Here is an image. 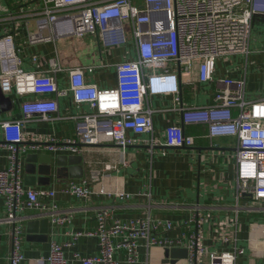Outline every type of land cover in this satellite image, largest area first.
Instances as JSON below:
<instances>
[{"label":"built area","instance_id":"obj_1","mask_svg":"<svg viewBox=\"0 0 264 264\" xmlns=\"http://www.w3.org/2000/svg\"><path fill=\"white\" fill-rule=\"evenodd\" d=\"M17 15H10L11 27L0 35V98L12 93L23 98L21 119L0 120V149L7 152V165L0 169V226H8L9 264H25L24 230L21 214L37 210L53 228L68 227L73 211H62L55 201L56 191L24 185L22 158L29 154L82 156L92 147L111 144L122 152L132 146L184 148L194 146V139L184 134L183 126L202 124L208 138L232 137L235 146L236 204L233 216L210 222L209 213H199L196 206L183 224L186 240H168L162 235L179 225L147 214L120 220L112 210L95 212V228L90 232H67L69 240L51 241L49 254L29 264H68L65 250L86 237H95L98 252L92 256L73 253L77 264H126L139 262V248L166 249L183 247L188 264H237L243 249L237 246L238 215L242 210L264 213V98L248 100L244 78L220 80L212 103L194 106L182 101L184 88L195 90L197 83L214 81L216 62L231 56L249 57L253 20L264 17V0H12ZM20 5V6H19ZM27 6H29L27 8ZM7 12L5 7H0ZM27 8V9H26ZM24 18L27 36L22 45L14 42L18 20ZM32 23L35 28L31 30ZM94 42L91 63L65 66L58 59L37 54L25 56L24 45L63 40ZM128 47L134 58H128ZM123 49L121 59L113 64L114 51ZM25 58L31 70H25ZM252 63V62H251ZM114 66L116 86L98 88L86 80L88 70ZM64 73L66 84L57 75ZM154 97H171L179 124L163 131L164 143L153 138L152 114L166 109L150 108ZM58 98L70 105L89 107L90 112L59 116ZM72 120L71 137L56 138L25 130L29 123ZM133 134L134 137H130ZM52 175H56L55 171ZM50 176V177H51ZM56 178V176H55ZM59 192L77 200L90 201L95 195L118 201L133 200L123 190H94L86 179H60ZM143 194L142 196H144ZM245 199L248 205L239 202ZM212 228V241L230 250H209L205 225ZM191 227L193 228L191 230ZM184 234V233H183ZM264 248V240L261 243ZM264 251H254L253 256ZM250 264H255L251 262Z\"/></svg>","mask_w":264,"mask_h":264},{"label":"crops","instance_id":"obj_2","mask_svg":"<svg viewBox=\"0 0 264 264\" xmlns=\"http://www.w3.org/2000/svg\"><path fill=\"white\" fill-rule=\"evenodd\" d=\"M0 35L5 28L11 27L10 15H17V8L12 0H0ZM20 6V5H19ZM29 6H27L28 8ZM26 8V9H27ZM1 9V8H0ZM14 42L17 46L23 44L27 36L24 18L18 20ZM35 28L32 23L31 30ZM94 43L89 39L81 43L57 41L35 45H24L23 54H37L46 59H58L63 65L70 66L81 63L88 65V58L93 51ZM115 50L114 58H105L104 62L113 64L119 61L123 53ZM249 57L243 55L231 56L228 59H219L216 62L214 81L211 83H197L195 90L182 89L181 97L185 104L207 106L212 103L216 91L221 89L220 80L225 78H244L246 82V97L248 100L264 98V17L253 20L249 41ZM128 58L133 59L134 53L128 47ZM250 55L252 57L250 58ZM252 62V63H251ZM25 70L31 66L25 58ZM86 80L98 88H114L116 86V72L114 66L102 69L88 70ZM60 85L66 84L65 74L57 75ZM23 98L12 93L5 100L0 98V120L21 119L20 111ZM8 105L7 111L2 108ZM59 116H68L79 112H90L88 106L79 108L70 105L67 98H58ZM150 108L153 110L166 109V112L152 114L153 134H145L140 139L149 142L153 138L164 143L163 131L167 126L179 124V113L173 110L171 97H154ZM25 130L41 135H51L56 138L71 137L74 134L75 123L72 120H60L50 123L38 122L25 125ZM184 134L194 139V146L184 148H166L159 146L152 149L147 145L132 146L123 152L111 144L92 147L81 157L82 177L89 181L94 190L100 186L105 190H123L133 196L130 201H118L114 198L95 195L90 201L77 200L59 192L61 180L50 177L48 186L41 184L34 187L55 189L57 202L62 211H75L70 226L53 228L48 223V233L45 240H36L28 237L26 225L30 221L43 219L42 213L37 210H26L21 214L24 240L23 253L25 264L40 257L46 258L49 254L51 241L63 243L70 238L67 232H90L95 228V212L99 208L112 210L114 218L128 220L140 218L147 214L161 220H169L179 225L178 228L164 233L168 240H186L188 232L183 230L182 224L191 217L194 208L198 206L199 213L211 215L210 222L221 220L226 216H233V207L236 204V177H235V146L236 140L232 137H215L209 139L207 127L202 124L183 126ZM130 137H134L129 133ZM23 167L26 158H22ZM7 165V152L0 149V169ZM69 178V177H68ZM71 179V178H70ZM74 179V180H80ZM145 194L144 196H142ZM243 199L239 203L243 204ZM243 206V205H242ZM4 216L0 210V218ZM193 228L191 227V230ZM212 228L205 225L209 250H230L229 247L215 244L212 241ZM8 226H0V264H9L10 238ZM184 233V234H183ZM237 246L243 249L244 254L239 256L237 264H264L262 255L253 256L254 251L263 252L261 243L264 240V213L247 212L242 210L238 215ZM37 235V234H35ZM172 251L178 256L171 257ZM92 256L98 252V241L95 237L79 239L75 245L65 250L68 264L73 262V253ZM139 262L137 264H188L187 251L183 247L161 249L154 247L149 251L139 248ZM119 264H126L119 258Z\"/></svg>","mask_w":264,"mask_h":264},{"label":"water","instance_id":"obj_3","mask_svg":"<svg viewBox=\"0 0 264 264\" xmlns=\"http://www.w3.org/2000/svg\"><path fill=\"white\" fill-rule=\"evenodd\" d=\"M8 105L2 110L5 112ZM81 157L77 156H57L45 154H29L26 156V165L24 168V185L34 188L38 185L48 186L50 176L55 171L56 177L59 179L71 178L80 179L82 177V167L80 165ZM26 233L28 237L36 240H45L48 233V220L41 219L30 221L26 225ZM37 234V235H35ZM178 256L177 252L172 251L171 257Z\"/></svg>","mask_w":264,"mask_h":264},{"label":"rangeland","instance_id":"obj_4","mask_svg":"<svg viewBox=\"0 0 264 264\" xmlns=\"http://www.w3.org/2000/svg\"><path fill=\"white\" fill-rule=\"evenodd\" d=\"M94 43V42H93ZM121 51V52H120ZM116 51H114V55L116 54L115 53ZM118 52H120V53H122V49L121 50H119V51H117V53ZM251 52V51H250ZM117 56V55H116ZM252 57V55H250V58ZM249 203L248 202H245V203H243L242 205L244 206V205H248Z\"/></svg>","mask_w":264,"mask_h":264}]
</instances>
